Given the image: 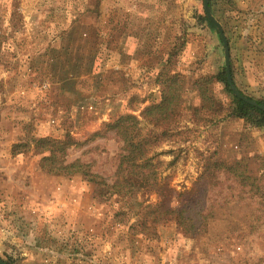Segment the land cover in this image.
I'll return each mask as SVG.
<instances>
[{
    "label": "rangeland",
    "instance_id": "rangeland-1",
    "mask_svg": "<svg viewBox=\"0 0 264 264\" xmlns=\"http://www.w3.org/2000/svg\"><path fill=\"white\" fill-rule=\"evenodd\" d=\"M211 11L234 87L264 102V0H214ZM203 14V0H0L1 262L264 264V127L231 117L220 84L209 88L216 107H202L195 88L225 68ZM167 75L182 81L178 114L148 157L186 230L154 224L156 193L99 201L25 147L70 136L66 161L111 184L121 144L104 125L130 114L142 137L158 135L140 113L159 103L156 78Z\"/></svg>",
    "mask_w": 264,
    "mask_h": 264
},
{
    "label": "trees",
    "instance_id": "trees-1",
    "mask_svg": "<svg viewBox=\"0 0 264 264\" xmlns=\"http://www.w3.org/2000/svg\"><path fill=\"white\" fill-rule=\"evenodd\" d=\"M210 11L214 7V0H208ZM212 12V11H211ZM201 22L215 30V27L207 18L200 16ZM230 76L234 82V69L230 65ZM156 80L160 87V100L157 104H151L143 109L140 113L141 118L150 124L153 128H160L161 132L157 135L154 131L149 132L145 137L139 133V120L128 114L120 116L116 120L105 124L104 131L112 132L115 139L121 144L120 152L115 158L114 180L111 184L100 176L91 172L89 164L79 160L71 162L66 161L69 149L75 145L70 136H65L62 140L51 138H31L29 144L25 147L33 145L34 152L42 155L39 162L40 169L55 176H80L92 187V194L99 201H108L113 197L131 196L136 190H145L148 193H156L160 198V203L157 206V211L153 222L160 224L163 221L173 220L181 230H186V218L183 215L182 208H164V203L170 195V190H166L160 186L158 182L157 167L152 163L153 159L148 157L149 151L157 144L159 137L168 134V127L178 114V104L181 100L182 81L176 79V76H165L164 79ZM198 88L195 90L202 101V107H207L212 110L216 107V103L209 96V88L214 84L223 86V90L231 98L230 116L235 119H241L254 127H264V111L250 106L243 101L237 99L229 91L226 83L225 68L221 67L213 75H206L201 78ZM198 84V82H197ZM262 105L264 102L258 101ZM163 129V130H162ZM100 133H95L93 136H99ZM18 146H13L15 150ZM12 150V153L15 151ZM190 221V219H189ZM190 226V229H192ZM190 231V230H188Z\"/></svg>",
    "mask_w": 264,
    "mask_h": 264
},
{
    "label": "water",
    "instance_id": "water-1",
    "mask_svg": "<svg viewBox=\"0 0 264 264\" xmlns=\"http://www.w3.org/2000/svg\"><path fill=\"white\" fill-rule=\"evenodd\" d=\"M203 8H204V14L205 17L207 18V20L212 23L215 28L217 29V31L220 34L222 43H223V47H224V66H225V76H226V83L228 85L229 90L231 91V93L233 94V96H235L237 99L243 101L244 103L253 106L255 108H258L262 111H264V105H260L248 98H246L245 96H243L233 85L231 77H230V61H229V50H228V46H227V42L225 40V37L222 33V29L220 24L215 20V18L212 16L210 9H209V4H208V0H203ZM0 264H5L3 262L0 261Z\"/></svg>",
    "mask_w": 264,
    "mask_h": 264
}]
</instances>
